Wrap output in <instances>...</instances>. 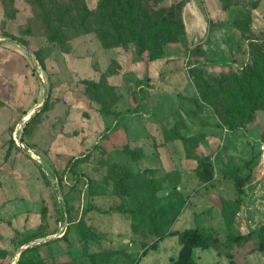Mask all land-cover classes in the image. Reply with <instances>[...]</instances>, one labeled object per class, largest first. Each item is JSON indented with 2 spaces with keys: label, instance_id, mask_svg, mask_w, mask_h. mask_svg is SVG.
Listing matches in <instances>:
<instances>
[{
  "label": "rangeland",
  "instance_id": "rangeland-1",
  "mask_svg": "<svg viewBox=\"0 0 264 264\" xmlns=\"http://www.w3.org/2000/svg\"><path fill=\"white\" fill-rule=\"evenodd\" d=\"M176 4L183 35L148 61L105 0H0V264H264V109L231 130L195 82L251 65L264 0ZM43 173L79 179L61 240Z\"/></svg>",
  "mask_w": 264,
  "mask_h": 264
},
{
  "label": "trees",
  "instance_id": "trees-1",
  "mask_svg": "<svg viewBox=\"0 0 264 264\" xmlns=\"http://www.w3.org/2000/svg\"><path fill=\"white\" fill-rule=\"evenodd\" d=\"M164 0H105V4L110 7L113 17L107 18V23L116 33H121L128 42H134L140 46V52L147 54L148 61H155L160 58L163 47L166 43H170L179 39L183 35V24L181 20V4L169 7L159 6ZM87 17L81 21L80 27L86 30L89 22ZM114 19L116 21H114ZM250 25V17L244 22L237 21L236 28L245 36ZM80 28H75L79 32ZM60 30L49 31L48 41L50 43L58 42ZM263 47L251 44V65L235 73L220 74L213 83L205 81L201 75L195 77L199 93L201 97L211 103L219 102L221 104L220 113L221 120L229 127L236 129L253 121L255 111L264 109V42ZM195 72V71H193ZM45 182L51 187V180L43 173ZM59 181V187L63 188V180L69 179V186H76L79 179L60 174L56 177ZM248 178L241 180L239 185V193L241 187ZM55 195V192H54ZM66 213L68 217V227L65 234L61 238L64 239L72 225L71 208L69 207L68 198L63 195ZM55 206L60 213L55 196ZM60 218L57 220V230ZM56 230V232H57ZM254 232L248 235L237 236L233 239L241 240L251 237ZM203 245H207L204 242ZM24 252L21 253L23 255ZM188 264H192L186 260ZM18 264H43L40 260L28 256L24 262L19 261Z\"/></svg>",
  "mask_w": 264,
  "mask_h": 264
},
{
  "label": "built area",
  "instance_id": "built-area-1",
  "mask_svg": "<svg viewBox=\"0 0 264 264\" xmlns=\"http://www.w3.org/2000/svg\"><path fill=\"white\" fill-rule=\"evenodd\" d=\"M47 175V174H46ZM51 180V179H50ZM64 182L66 183V181L64 180ZM51 184L53 186V188L56 190V194L58 193L59 196L56 197V200H57V205H58V209L60 211V216L63 217L62 218V221L59 222L58 224V230L57 232L54 234V238L57 239V238H61L66 230H67V227H68V217H67V213H66V206H65V202H64V198H63V195L61 193V189L59 187V182L57 181V184H53L52 180H51Z\"/></svg>",
  "mask_w": 264,
  "mask_h": 264
}]
</instances>
